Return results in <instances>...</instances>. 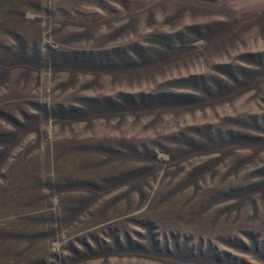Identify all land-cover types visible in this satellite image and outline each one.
<instances>
[{"label": "rangeland", "instance_id": "rangeland-1", "mask_svg": "<svg viewBox=\"0 0 264 264\" xmlns=\"http://www.w3.org/2000/svg\"><path fill=\"white\" fill-rule=\"evenodd\" d=\"M0 264H264V0H0Z\"/></svg>", "mask_w": 264, "mask_h": 264}, {"label": "trees", "instance_id": "trees-1", "mask_svg": "<svg viewBox=\"0 0 264 264\" xmlns=\"http://www.w3.org/2000/svg\"><path fill=\"white\" fill-rule=\"evenodd\" d=\"M225 72H226L227 75L229 74L230 76H232L231 73H230L228 70H226ZM231 78L234 79L233 76H232ZM190 82H191V83H194V80H190ZM195 90H197V87H196ZM128 99H130V98H128ZM249 139H251V140H255V139H252V138H249Z\"/></svg>", "mask_w": 264, "mask_h": 264}]
</instances>
